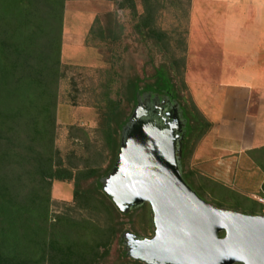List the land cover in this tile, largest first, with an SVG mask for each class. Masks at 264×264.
Returning a JSON list of instances; mask_svg holds the SVG:
<instances>
[{"label": "rangeland", "instance_id": "1", "mask_svg": "<svg viewBox=\"0 0 264 264\" xmlns=\"http://www.w3.org/2000/svg\"><path fill=\"white\" fill-rule=\"evenodd\" d=\"M134 2L137 14L142 15L147 9L152 12L150 21L153 26L167 32L168 43H158L154 37L145 39L136 31L137 14L135 15L128 0H66L64 12L62 0H30L27 3L30 4L29 9L27 5V12L43 14L37 44L46 43L49 28L52 30L50 32L54 43L60 42L59 30L63 24L62 75L56 92L55 146L65 165L73 168L75 173L95 169L97 175L84 181L81 188H89L98 196L99 193L106 194L103 188L105 178L116 162L123 127L137 107L138 98L161 100L165 91H170L182 105L185 117L189 120L186 154L182 158L187 182L203 199L221 208L246 214H264V204L259 201V198H264V146L247 153L248 157H241L234 166L224 158L225 153L215 147L226 143L229 137H240L244 132V124L240 118H243L246 109L238 107L236 121H212V126L201 137L188 132L193 125L189 114V109L193 107L192 101L207 117L201 106L210 99L209 93L219 90L222 84L216 72L215 34L204 28L200 18L194 20L192 0ZM0 8V12H4L1 5ZM20 12H26L25 5ZM48 12H55L54 19L51 18L53 24L49 23ZM56 12H59L60 18ZM9 32V38L12 37V42L19 49L29 47L30 43L26 39L29 30L25 25L22 26L21 21L17 22L15 28L12 26ZM158 71H163L169 79L170 90L158 89ZM133 80L139 86L137 101L128 97ZM37 84L35 82L36 87L27 94L31 104L28 118L40 109L35 106H42L46 97L49 99L47 106L50 108L53 104L54 84H51L49 96L40 95ZM258 86L264 88V80L259 81ZM110 99L122 100L124 118L123 126L120 127L117 121L112 128L118 129L117 133L114 132V135L117 134L118 144L109 143V146L105 134ZM251 112L254 113L252 107ZM46 113L47 116L50 115L49 111ZM43 125L45 132L42 129L37 149L41 147L42 139L47 140L49 137L46 131L48 123L44 121ZM219 127L223 130L221 138L217 135ZM257 140L261 141L259 138ZM38 179V173L36 180L24 179L23 174L16 169L10 173L8 191L15 209L24 203V211L29 210L31 213L33 198H45V189L39 185ZM106 196L110 198L107 194ZM89 206L82 199L74 200V181L53 180L49 205L51 221L57 215H67L83 222L92 220L106 225L107 213L103 209L99 212ZM118 211L117 221L121 232L112 240L108 255L101 258L99 264L133 262L123 238L124 232L131 231L144 237L154 236V219L149 203L128 213ZM11 221L9 219L5 223L9 224ZM32 226V220L28 219V237L31 236ZM80 236L91 244L96 243L99 238L93 230L87 228ZM26 240L27 247L30 248L32 239ZM104 250L105 247L101 246L100 251ZM45 264L59 263L47 260ZM80 264L85 263L82 261Z\"/></svg>", "mask_w": 264, "mask_h": 264}, {"label": "trees", "instance_id": "2", "mask_svg": "<svg viewBox=\"0 0 264 264\" xmlns=\"http://www.w3.org/2000/svg\"><path fill=\"white\" fill-rule=\"evenodd\" d=\"M62 1L64 12L66 0ZM29 2L30 0H0L1 7L5 9L4 12L3 10L0 12V264H45L47 260L59 264H80L82 261L85 264H99L100 259L108 255L112 240L121 232L117 221L119 211L106 194L99 193L98 196L89 188H81L84 181L97 175L98 172L90 168L88 171L81 170L75 173L73 168L65 165L59 149L55 146L56 92L62 75L63 24L59 30L60 42L54 43V37L50 32L52 30L49 28V38L46 43L37 44L43 14L27 12L30 8V4H27ZM128 2L136 15L134 0ZM23 5L26 12H20ZM56 13L58 17L59 12ZM54 16L55 12H48L50 24H53L51 18L54 19ZM151 17L152 12L148 9L142 15L137 14L136 31L145 39L154 37L158 43L162 41L168 43L167 32L153 26ZM18 21L29 30L26 39L30 44L25 49H19L18 45L12 42V37L9 38V30L12 26L15 28ZM157 77L158 89L170 90L171 84L165 73L158 71ZM35 82H38L40 95L45 96H49L53 83L54 100L50 108L47 106L48 97L42 102V106L37 104V100L35 107L40 109L36 113L34 111L31 118H28L31 104H29L30 96L27 94L30 89L36 87ZM130 85L128 97L137 101L138 83L133 80ZM109 102L105 136L108 144L114 142L118 144L117 134L114 135L118 129L112 128L117 121L120 127L123 126L122 100L110 99ZM192 102L193 107L189 109V114L193 125L188 132L193 136L201 137L212 126V121L201 112L194 101ZM47 111L50 112L49 116ZM44 121L48 123L46 131L49 137L47 140L43 138L41 147L37 149L42 129L45 132ZM15 169L20 171L26 180H36L38 173V183L45 189V198H33L31 213L29 210L24 211V203L16 209L13 206L14 202L8 191V181L10 173ZM53 180L74 181V200L82 199L90 205L89 207L99 212L103 209L107 213L108 223L100 225L92 220L83 222L67 215H57L55 220L51 221L49 205ZM9 219L12 220L11 223L6 224ZM28 219L33 223L30 237L26 229ZM86 228L93 230L99 237L96 243L91 244L81 238L80 235ZM25 239H32L30 248L27 247ZM101 246L105 247L102 252ZM130 264L145 263L133 260Z\"/></svg>", "mask_w": 264, "mask_h": 264}, {"label": "water", "instance_id": "3", "mask_svg": "<svg viewBox=\"0 0 264 264\" xmlns=\"http://www.w3.org/2000/svg\"><path fill=\"white\" fill-rule=\"evenodd\" d=\"M146 98H138L123 127L116 162L103 185L121 212L151 205L154 236L123 233L129 257L145 264H264V214L203 199L183 173L187 120L180 117V104L166 113L155 98L156 109L146 110Z\"/></svg>", "mask_w": 264, "mask_h": 264}, {"label": "crops", "instance_id": "4", "mask_svg": "<svg viewBox=\"0 0 264 264\" xmlns=\"http://www.w3.org/2000/svg\"><path fill=\"white\" fill-rule=\"evenodd\" d=\"M192 5L194 20L200 18L215 34L216 72L222 80L201 107L216 123L236 121L238 107L246 109L240 137L215 146L233 165L264 146V88L258 86L264 80V0H192ZM217 135L223 136L220 127Z\"/></svg>", "mask_w": 264, "mask_h": 264}, {"label": "flooded vegetation", "instance_id": "5", "mask_svg": "<svg viewBox=\"0 0 264 264\" xmlns=\"http://www.w3.org/2000/svg\"><path fill=\"white\" fill-rule=\"evenodd\" d=\"M140 99V98H139ZM147 98H144V99H140L141 101H145ZM155 98H151V97H148V101L146 103V106H145V109L148 110V109H156L155 108V105L153 104V101H154ZM165 102V103H164ZM138 103V102H137ZM157 103L160 105L161 109H165L166 113L167 112H170L174 109L175 105H177V103H179L177 101V99L175 98V96L173 95L172 92L170 91H165V95L164 97L161 99V100H158L157 99ZM180 104V103H179ZM177 109H178V112H179V109L182 110V116H180L182 119H186L187 121L185 122V125L183 127V132L182 134H184V140H183V153H182V158H183V155H184V150H185V141L187 139V126H188V119L185 117V114H184V109L182 107V105L180 104V107L177 106ZM161 110L157 109L156 112H160Z\"/></svg>", "mask_w": 264, "mask_h": 264}, {"label": "built area", "instance_id": "6", "mask_svg": "<svg viewBox=\"0 0 264 264\" xmlns=\"http://www.w3.org/2000/svg\"><path fill=\"white\" fill-rule=\"evenodd\" d=\"M259 201L264 204V198H259Z\"/></svg>", "mask_w": 264, "mask_h": 264}]
</instances>
